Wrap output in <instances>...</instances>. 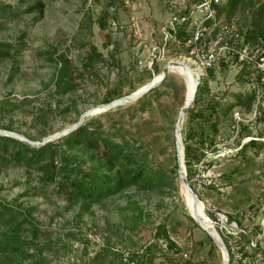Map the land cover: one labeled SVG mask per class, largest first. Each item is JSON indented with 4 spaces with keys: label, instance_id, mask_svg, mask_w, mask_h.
<instances>
[{
    "label": "rangeland",
    "instance_id": "374dc122",
    "mask_svg": "<svg viewBox=\"0 0 264 264\" xmlns=\"http://www.w3.org/2000/svg\"><path fill=\"white\" fill-rule=\"evenodd\" d=\"M124 1L0 0V44L11 45L14 54L0 63V102L18 105L0 111V129L7 127L32 141H41L76 123L84 111L103 104L114 92L123 97L150 83L168 61L195 67L192 56L186 53L190 45L175 36L165 39L161 28L169 27L174 16L178 20L187 17L176 30L184 31L190 39L195 22L203 17L197 0H127V6ZM35 2L44 5L39 20L37 12L25 13ZM258 4L259 0H247L233 18L211 25L205 39L213 41L220 34L224 40L242 45ZM132 16L138 24L136 36L112 29L111 22L127 25ZM222 27L225 34L220 32ZM151 40L163 47L164 55L148 68V52L140 43ZM91 46L97 49L98 57L85 69ZM248 46L263 50L260 45ZM60 55L73 67L77 87L55 97L52 82ZM211 70V74L201 76L206 98H215L221 106L234 103L237 95H246L257 84L255 78L249 80L241 74L233 59L221 61ZM166 77L153 93L84 121L115 134V142L122 143L125 138L130 146L139 147L148 173L162 174V184L155 189L131 187L89 206L82 201L70 205L55 183L43 181L42 172L0 166V203L20 212L17 221L27 218L24 238L30 239L27 230L32 226L42 231L35 242L50 264H221L220 251L212 247L185 206L175 167L174 128L186 97V83L175 72ZM260 110L264 111V101ZM235 111L246 121L238 135L232 120ZM253 111L245 113L236 107L220 117L217 152H206L205 163L192 166L189 182L206 215L216 217V221L209 218L215 231L233 234L234 244L241 246L244 240L237 234L244 230L243 255L251 264H264V112L254 120ZM183 137L182 124L181 140ZM247 137L262 144L238 156L236 151L248 142ZM61 150L82 174L103 162L96 152L82 146H62ZM216 213L239 220L241 225L221 223ZM159 226L165 228L175 247L158 235ZM260 229L263 233L258 234ZM256 242L259 250L254 247ZM25 250L30 253L36 249ZM7 261L2 257L0 264H9Z\"/></svg>",
    "mask_w": 264,
    "mask_h": 264
},
{
    "label": "trees",
    "instance_id": "16d2710c",
    "mask_svg": "<svg viewBox=\"0 0 264 264\" xmlns=\"http://www.w3.org/2000/svg\"><path fill=\"white\" fill-rule=\"evenodd\" d=\"M246 1L224 0L219 5H215V18L206 21V27L220 22L222 18H225V20L233 18L237 10ZM43 9L44 5L41 2H35L25 10V13L37 12L38 17L36 19L39 20ZM174 36L182 43L188 41L187 35L182 30H178ZM242 44L260 45L264 49L263 0H259L256 9L252 11L250 28L244 33ZM12 51L11 45L1 43L0 63L6 59H12L14 55ZM188 52L189 49L186 53ZM96 53L97 49L91 46L90 54L87 57V64L84 66L85 69L90 67L93 60L98 57ZM57 63L59 67L52 82L53 96L55 97L64 96L74 91L77 87L73 67L70 66L69 60L64 55H60ZM154 69L158 71L156 66ZM211 72V69L206 71L209 74ZM248 73L250 72H241V74ZM167 79L168 77L162 83H165ZM153 91L154 89L148 94L153 93ZM205 93L206 86L201 80V83L197 87L194 102L189 107L183 123L184 164L187 178L190 182L193 174L192 166L201 162L204 164L206 152L212 154L217 152L215 141L218 135L220 117L231 113L236 107H241L245 113H249L253 110L256 103V90L254 89H251L246 95H237L235 102L226 106H221L215 102V98L207 99ZM120 96L121 93L114 92L104 99V103H108ZM8 106H11L12 109L18 107L15 103L1 101L0 111L6 110ZM243 129H246L245 126H243ZM2 130L10 129L4 127ZM114 135L100 127L84 122L81 127L66 137L49 142L39 148L31 147L12 138L0 137V166L4 168L11 166L25 167L42 172L44 175L43 181L55 183L59 191L66 195V200L70 205L82 201L89 206L92 203H97L102 199L114 196L131 187L152 190L160 186L163 181L162 174L157 172L153 176L148 173L146 158L139 155L140 148L130 146L129 141L125 138H122V143L115 142L112 138ZM27 138L31 139L30 137ZM260 144L258 141L250 140L242 144L236 151V154L244 156L248 148H258ZM62 146L67 147V149L82 146L87 150L96 152L102 158L101 167L97 166L82 174L69 156H67L65 150H61ZM56 162L58 163L55 164ZM209 163L207 162V164ZM19 213L11 206L0 203V259L6 257L9 264H19L24 261H29L28 264H50L42 256L43 248H37L35 242L38 233L42 231L32 226L27 230L31 235L30 239L24 238L23 233L25 229L23 225L27 222V218L22 217L21 220L17 221ZM209 218L213 221L216 219L214 214H209ZM227 218L229 221H235L238 226L241 225V221L234 220L230 216H227ZM157 229L158 235L162 234L170 247H175L167 235L165 228L159 226ZM246 237V235L241 236V240H244L243 243H246ZM207 238L212 247L218 249L208 236ZM25 247H32L36 250L27 253ZM256 247V249H260L258 242H256Z\"/></svg>",
    "mask_w": 264,
    "mask_h": 264
},
{
    "label": "built area",
    "instance_id": "2783aa9c",
    "mask_svg": "<svg viewBox=\"0 0 264 264\" xmlns=\"http://www.w3.org/2000/svg\"><path fill=\"white\" fill-rule=\"evenodd\" d=\"M221 2L220 0H197L196 7L203 12V17L198 21L195 22V26L192 32V36L188 39L187 43L190 45L189 53L193 58V62L195 67L192 68L195 70L200 78L204 72L209 69H212L216 64L221 61H228L230 59L235 60L236 64L239 65L241 72L249 71L250 73L244 74L247 75L249 80H253L255 78L257 84L252 89L256 90V103L254 105V120H256L257 116L263 113V110L259 111L260 104L264 101V49L263 50H254L250 49L248 45H240L239 43H230L223 39L222 35L216 36L213 41H208L205 39V34L209 27H206L205 22L208 20H213L216 15L215 5H219ZM129 1L125 0L124 5L127 6ZM189 18V17H188ZM187 17L181 18L178 20L176 16L172 18L169 23V27H162V33L164 34L165 39L167 37L174 36L177 32V24H181L186 21ZM112 29L117 31H126L129 32L131 35L136 36V30L138 24L135 20V17H130V22L127 25L118 24L116 22L110 23ZM226 27V26H224ZM224 27L221 28V33L225 34ZM170 31V32H169ZM142 47L147 49L148 56H147V67L150 68L155 61H158L163 55L164 50L163 47H159L154 41L149 42H141ZM155 65V64H154ZM197 71V72H196ZM232 120L235 124H237V135L240 131L241 123H245L246 121L242 118L241 114L238 111L233 112ZM248 142L250 140H255L254 138L247 137ZM258 141V140H255ZM216 147V145H215ZM218 216V220L221 223H229L232 222L236 224L237 228L239 226L235 221H229L227 215L216 213ZM216 221V219H215ZM212 222V221H211ZM213 224V222H212ZM262 231H264L262 229ZM244 230H241L238 235L239 240H241ZM261 229L259 230L258 234H261ZM218 234V233H217ZM222 241L225 243L229 258L230 264H251L249 257L243 255L244 246L243 243L241 246L235 245V239L233 234H224L223 230L221 229L220 233L218 234ZM232 235V236H231ZM240 244L242 242H239ZM244 245V246H243ZM256 247V243L255 246ZM241 250V253L239 252ZM186 257V254H183ZM127 259H125L126 261ZM128 262V260H127ZM128 264H135L134 262H128Z\"/></svg>",
    "mask_w": 264,
    "mask_h": 264
},
{
    "label": "water",
    "instance_id": "95a60500",
    "mask_svg": "<svg viewBox=\"0 0 264 264\" xmlns=\"http://www.w3.org/2000/svg\"><path fill=\"white\" fill-rule=\"evenodd\" d=\"M175 67H185V66L182 63H178L177 61H168L163 66L161 71L159 72V74H158L159 78L157 81H153V82L149 83L142 90L135 91L129 95L114 99L108 103L99 104L96 107H93V108H90V109L84 111L80 115V117L76 123L72 124L69 127H66L64 129L60 130L58 133H55L53 135H49V136L43 138L41 141H32L29 138L25 137L24 135H22L18 132L11 131V130H2V129H0V137L12 138V139H15L17 141L23 142V143H25L31 147H36V148H39V147H41V146H43L49 142L57 141L61 138L66 137L67 135H69L73 131L77 130L79 127H81L84 124V121L88 116L93 115L97 111L106 112V111L118 108L120 106L134 102V101L142 98L147 93H149L151 90L158 87L163 82V80L166 78V76ZM189 70H191V69H189ZM193 76L196 79V83H195V86L193 89L192 96H191V98L185 97V100H184V102L181 106V109L179 111V114H178V117L176 120V124H175V128H174V137H175L174 141H175L176 156H177V149H178V138L181 135L180 131H181L182 124L184 122V119H185V116H186V113H187L189 107L194 102L197 87L199 86V84L201 82V78L197 73L193 72ZM182 157H183L182 161L178 158V156L176 158V167H177L176 170H177V175H178L181 187L191 197V200H192V207L195 211H194V214L191 215V218L194 220V222L197 224V226L212 240V242L215 244V246L220 251L221 264H230L229 253H228V250H227L225 243L219 237V235L214 230V228L209 227L201 219L200 215L197 212V203H199L201 201H200L198 195L196 194V192L191 187V184L187 178L186 168H185V164H184L183 143H182Z\"/></svg>",
    "mask_w": 264,
    "mask_h": 264
},
{
    "label": "bare ground",
    "instance_id": "6f19581e",
    "mask_svg": "<svg viewBox=\"0 0 264 264\" xmlns=\"http://www.w3.org/2000/svg\"><path fill=\"white\" fill-rule=\"evenodd\" d=\"M178 63H182L185 67H175L172 69L171 72H175L178 73L179 75H181L186 83V97L187 98H191L192 93H193V89L196 83V79L193 76V72H195V70L192 69V67H190L189 65H187L185 62L183 61H177ZM191 69V70H189ZM197 72V71H196ZM159 78V75L154 76L150 81H157ZM149 81V82H150ZM150 82V83H151ZM149 83L141 86L140 88L137 89V91L142 90L143 88H145ZM100 111H97L94 114L99 113ZM182 128V127H181ZM181 132V131H180ZM178 138V137H177ZM177 156L178 158L182 161L183 157H182V140H181V135L178 138V149H177ZM182 194H183V198H184V202H185V206L189 212L190 215L194 214V209L192 207V200L191 197L185 192V190L182 188ZM197 212L200 215L201 219L209 226V227H213V224L211 222V220L209 219V217L206 215L205 212V208L203 203L199 202L197 203ZM214 228V227H213ZM215 230V229H214Z\"/></svg>",
    "mask_w": 264,
    "mask_h": 264
}]
</instances>
